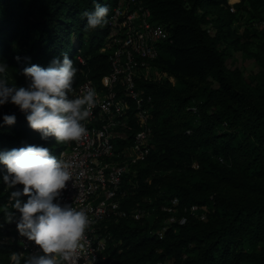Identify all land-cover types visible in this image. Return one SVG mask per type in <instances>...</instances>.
<instances>
[{"label":"trees","instance_id":"16d2710c","mask_svg":"<svg viewBox=\"0 0 264 264\" xmlns=\"http://www.w3.org/2000/svg\"><path fill=\"white\" fill-rule=\"evenodd\" d=\"M144 1L172 41L162 43L152 73L140 79L152 94L153 146L135 166L138 182L123 200L126 215L110 224L117 241L109 247L112 264H264V53L256 55L262 69L249 81L227 64L228 46L236 42L224 12L229 0ZM102 2L0 0V61L23 72L33 64L48 68L67 54L79 70L73 87L87 78L100 80L110 69L100 50L108 27L86 32L84 13ZM236 6L264 22V0H241ZM212 8L221 14L204 26L212 20ZM4 115H15L16 123L4 124ZM23 131H36L26 114L0 106V152L37 145ZM37 146L49 148L57 159L64 149ZM5 173L0 164V209L11 191L23 190V185L7 189ZM173 197L179 199L177 216L187 219L172 222L163 236L155 229L164 218L148 211L140 219L130 216L136 205L173 214L162 209ZM193 204L208 206L204 218L203 210L190 209ZM4 216L1 209L0 221ZM0 232L15 237L0 241V254L19 253L18 230Z\"/></svg>","mask_w":264,"mask_h":264},{"label":"built area","instance_id":"2783aa9c","mask_svg":"<svg viewBox=\"0 0 264 264\" xmlns=\"http://www.w3.org/2000/svg\"><path fill=\"white\" fill-rule=\"evenodd\" d=\"M240 1L229 0L230 9L234 10ZM107 19L108 33L100 50L108 55L110 69L98 81L87 78L73 87L75 95L95 90L97 102L85 122L86 135L69 143L58 157L64 153V159L72 162L73 179L54 202L82 208L95 221L85 234L76 264L114 261L109 247L117 241L110 224L126 215L123 200L138 182L134 179L135 166L147 158L153 146L152 94L140 79L152 73V61L159 56L162 43L172 41L169 30L153 18L144 0H115ZM79 60L85 61L81 55ZM178 203V197H173L162 208L172 212ZM200 207L193 204L190 209ZM146 213L139 205L130 210L135 219ZM186 219L185 215L164 218L155 232L163 236L172 222L184 223ZM16 240L24 257L42 254L27 237L20 235Z\"/></svg>","mask_w":264,"mask_h":264},{"label":"clouds","instance_id":"9594fccd","mask_svg":"<svg viewBox=\"0 0 264 264\" xmlns=\"http://www.w3.org/2000/svg\"><path fill=\"white\" fill-rule=\"evenodd\" d=\"M109 8L99 3L94 11L86 12L85 31L103 28L108 23ZM19 60L20 58L17 57ZM6 64L0 63V105L9 101L26 114L33 130L42 138L54 136L58 144L78 142L87 133L85 122L96 106V92L89 90L75 95L73 85L79 71L65 54L51 62L48 68L33 64L23 70L26 87L9 86ZM6 125L16 123L15 115H4ZM0 164L6 167L3 182L11 190L23 185V190L10 193L11 207H4L7 222L15 220L21 236L34 241L42 254L29 255L24 264H76L86 232L95 223L82 208L54 202L67 182L73 179L70 160L51 155L49 148L28 145L0 152ZM27 197L24 201L21 197ZM23 254L12 252V264H21Z\"/></svg>","mask_w":264,"mask_h":264},{"label":"rangeland","instance_id":"374dc122","mask_svg":"<svg viewBox=\"0 0 264 264\" xmlns=\"http://www.w3.org/2000/svg\"><path fill=\"white\" fill-rule=\"evenodd\" d=\"M114 2H115L114 0H103L102 5L108 4L110 11L114 5ZM228 10L229 12H227ZM224 12H225V16L230 18V25L228 27L229 35L231 36V38H234L236 40V42L230 43L228 46V50L230 54L227 56V64L232 68L235 67L239 68V70L243 73L245 78L249 81L254 75H256L262 69L261 63L256 58V55L264 53V22L261 19L254 18L249 12V10L246 8H242V7L239 8L236 6L234 10H231L228 6L227 8H225ZM220 14L221 12H219L217 8H212L211 12L208 14V17L212 18V20L208 22V25L204 24V26H209L213 24V20L216 19L218 16H220ZM73 39L75 40V42L77 41L75 35H73ZM0 63L3 62L0 61ZM77 63H78V58L75 59V64ZM7 79L9 86L15 85L16 87H21V86L26 87L28 85L27 78L24 76L23 72H21L19 68L8 66ZM0 106H6L8 110H17L18 113H22L19 107L14 105L10 101L5 105H0ZM20 134L29 140H35L37 145L43 144L46 146H50V145L55 147L57 146L59 147V150L61 148L67 147L68 145V144L67 145L58 144L56 142L55 137L50 140L44 139L42 138V135L39 134L37 131L34 132L23 131ZM154 199L155 198L153 197V200ZM5 206H7L9 211H12L10 201L2 205L1 209H4ZM142 208L147 210L149 214H151V212L155 215L157 214L158 216H160L159 217L160 220L162 218H165L166 220L169 216H175V217L177 216L176 209L172 211L174 212L173 214H167L166 216L160 214L156 206L150 207L143 205ZM200 209L203 210V212L200 211V217H202V215L205 216L208 206L207 205H205L204 207L202 206L200 207ZM17 217H18V213H16L15 220H17ZM2 218H3L2 221H0V228H6L7 230L17 229L15 225L9 226L6 224L7 220L5 216ZM15 220L12 223H16ZM1 232H0V241L12 240L9 235L2 234ZM10 254L11 253L0 254V264H12L10 260ZM25 259L26 257L22 255L21 264H24Z\"/></svg>","mask_w":264,"mask_h":264}]
</instances>
